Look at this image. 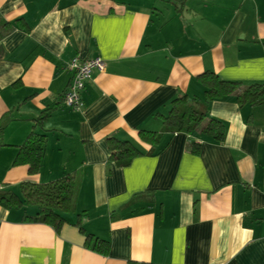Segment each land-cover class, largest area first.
Returning a JSON list of instances; mask_svg holds the SVG:
<instances>
[{
  "label": "crops",
  "instance_id": "0c3cea01",
  "mask_svg": "<svg viewBox=\"0 0 264 264\" xmlns=\"http://www.w3.org/2000/svg\"><path fill=\"white\" fill-rule=\"evenodd\" d=\"M0 21L16 27L0 42V190L76 177L60 232L37 207L0 206V264H264V104L207 103L199 80L264 84V0H0ZM75 57L106 62L80 110L64 103ZM185 97L224 124L223 143L173 132ZM33 131L47 148L32 176L14 163ZM111 139L144 155L120 167Z\"/></svg>",
  "mask_w": 264,
  "mask_h": 264
},
{
  "label": "trees",
  "instance_id": "16d2710c",
  "mask_svg": "<svg viewBox=\"0 0 264 264\" xmlns=\"http://www.w3.org/2000/svg\"><path fill=\"white\" fill-rule=\"evenodd\" d=\"M15 25L7 21H0V42L9 36L14 30ZM199 80L205 88L206 101L224 99L236 95L240 106L247 104L257 107L264 104V84H255L249 87H243L241 83L223 81L214 72L203 73ZM171 116L176 118L178 128L173 132H184L192 134L199 131L202 134L212 138L217 143H223L225 140V126L222 122L209 118L206 104L199 103L196 100L182 98L175 102ZM45 116L37 119L41 123ZM5 131V124L0 121V148L5 147L2 143V137ZM140 138L144 143L152 146L159 144L161 135L158 133L140 132ZM47 139L33 131L26 142L20 146L18 156L15 160V166H28L30 174L37 175L43 167V161L46 155ZM111 152L110 160L116 162L120 167H128L132 161L144 155L129 141H120L118 139L109 140ZM201 145L192 144L191 152L198 154ZM76 190V177L74 174L67 175L57 181L48 184H33L25 182L20 185L19 193L12 189L0 190V206L8 210L20 209L25 206H33L39 209L36 220L42 221L60 232L66 224L64 215L73 209V200ZM28 218V217H27ZM32 219L33 218H28ZM84 233V229L77 223ZM88 244L92 242V249L104 256L110 252V242L88 235ZM134 264V263H131Z\"/></svg>",
  "mask_w": 264,
  "mask_h": 264
},
{
  "label": "built area",
  "instance_id": "2783aa9c",
  "mask_svg": "<svg viewBox=\"0 0 264 264\" xmlns=\"http://www.w3.org/2000/svg\"><path fill=\"white\" fill-rule=\"evenodd\" d=\"M73 74L69 89L64 95V103L68 108L80 110L83 107L82 94L95 73L106 70V62L101 57L83 59L75 57L68 65Z\"/></svg>",
  "mask_w": 264,
  "mask_h": 264
}]
</instances>
